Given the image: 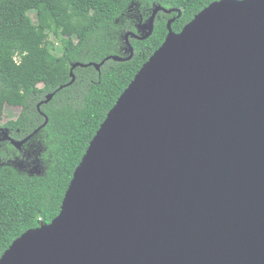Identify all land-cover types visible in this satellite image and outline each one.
<instances>
[{
	"label": "water",
	"instance_id": "water-1",
	"mask_svg": "<svg viewBox=\"0 0 264 264\" xmlns=\"http://www.w3.org/2000/svg\"><path fill=\"white\" fill-rule=\"evenodd\" d=\"M160 12L181 16L156 7L142 35H126L129 57L75 63L68 85L78 67L130 61V37H151ZM175 20L91 141L58 217L0 264H264V0L214 2L180 33Z\"/></svg>",
	"mask_w": 264,
	"mask_h": 264
},
{
	"label": "trees",
	"instance_id": "trees-1",
	"mask_svg": "<svg viewBox=\"0 0 264 264\" xmlns=\"http://www.w3.org/2000/svg\"><path fill=\"white\" fill-rule=\"evenodd\" d=\"M220 0H0V118L6 107L21 105V128L36 144L32 161L40 173L16 166L0 168V259L29 230L58 217L74 172L109 112L141 68L163 45L169 20L180 33L195 16ZM181 11L158 13L154 32L146 40L130 37L134 56L127 62L108 61L71 70L75 63H102L107 57L130 56L126 35H142L156 7ZM35 15V18L32 16ZM55 38L61 46L55 54ZM19 58L15 62L14 58ZM64 89L59 90L61 87Z\"/></svg>",
	"mask_w": 264,
	"mask_h": 264
},
{
	"label": "flooded vegetation",
	"instance_id": "flooded-vegetation-1",
	"mask_svg": "<svg viewBox=\"0 0 264 264\" xmlns=\"http://www.w3.org/2000/svg\"><path fill=\"white\" fill-rule=\"evenodd\" d=\"M17 111L13 112L15 115L14 118L5 119V117L0 118V168L3 165H12L18 167L20 170H25L29 173H40V165L36 164L35 161H32V152H34V148L37 146L36 144L30 145V141L23 144L20 147H16L12 141L21 142L25 138H21V128H15L13 126H9V123L12 121H18L21 119V111L22 107L14 106ZM38 109V106H37ZM39 114L45 119V114L38 109ZM45 115H43V114ZM46 120V119H45Z\"/></svg>",
	"mask_w": 264,
	"mask_h": 264
},
{
	"label": "rangeland",
	"instance_id": "rangeland-1",
	"mask_svg": "<svg viewBox=\"0 0 264 264\" xmlns=\"http://www.w3.org/2000/svg\"><path fill=\"white\" fill-rule=\"evenodd\" d=\"M32 16H33V17L35 18V20H36L35 15L32 14ZM51 41H52V43L55 44V46H56L55 54H56L57 56L60 55V53H61V51H62L60 44L58 43V41H57L55 38H52ZM14 60H15V62H16V61L19 60V58L16 57V58H14ZM16 111H17L16 108H13V107H11V106H8V107H6L5 110H4V116H3V117H5V119H11V118H14L15 115L13 114V112H16Z\"/></svg>",
	"mask_w": 264,
	"mask_h": 264
}]
</instances>
